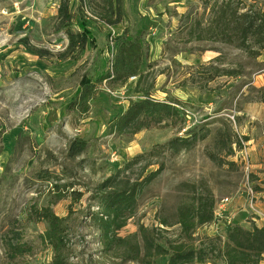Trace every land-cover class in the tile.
<instances>
[{
  "label": "rangeland",
  "instance_id": "rangeland-1",
  "mask_svg": "<svg viewBox=\"0 0 264 264\" xmlns=\"http://www.w3.org/2000/svg\"><path fill=\"white\" fill-rule=\"evenodd\" d=\"M102 2L82 1L90 42L76 58L60 60L57 54L65 50L67 39L55 28L58 0H0V264H53V250L42 239L46 223L33 220L32 206H51L65 219V264H138L123 245H104L93 218L99 210L96 187L133 156L189 130L205 137L188 150L158 158L164 168L140 193L117 235H135L132 240L141 244L136 234L142 226L166 248L179 243L183 236L177 210L198 196L212 198L215 206L214 220L194 229L191 240L196 247L202 243L208 250L215 245L206 238H216L213 243L226 238L235 223L234 207L248 222L255 216L244 210L249 200L245 183L253 189L261 185L264 169H245L249 158L245 161L234 152L229 156L228 147L230 140L248 137L242 129L250 127L249 112L264 118V104L253 91L264 86V49L252 36L245 48L239 47L240 38L216 19L228 3L229 13L235 8L238 13L259 11L264 20V0H124L126 17L110 27L100 18ZM78 5V0H70L72 12ZM125 29L142 40L146 56L141 78L128 79L122 87L102 84L86 116L68 113L66 106L81 80H95L107 71L110 36ZM23 38L53 55L39 58ZM255 51L258 54L252 55ZM221 69L239 75H223ZM145 90L154 98L181 102L191 117L182 126L162 124L128 136L111 134L108 122ZM74 138L85 139L87 148L68 157ZM142 166L127 174L136 178ZM158 166H149L144 176ZM56 181L76 191L79 199L67 193L51 204L61 192L54 188ZM255 200L264 204V198ZM213 256L203 264H223ZM166 259L156 260L162 264Z\"/></svg>",
  "mask_w": 264,
  "mask_h": 264
},
{
  "label": "trees",
  "instance_id": "trees-1",
  "mask_svg": "<svg viewBox=\"0 0 264 264\" xmlns=\"http://www.w3.org/2000/svg\"><path fill=\"white\" fill-rule=\"evenodd\" d=\"M82 1L78 0L79 5L76 12H72L70 0H58L55 28L63 32L67 39L65 50L57 54L60 60L76 58L75 56L86 50L90 42L84 25L86 12ZM228 7V3L224 7H220L216 22L235 32V36L241 40L239 47L245 48L246 41L252 36L259 49H264V20L259 18L260 12L249 10L238 13V9L235 8L229 13ZM99 12L100 18L106 26H116L126 17L124 0H103ZM112 40L115 44V51L111 69L107 68V71L95 80L86 77L81 80L78 91L66 106L68 113L73 112L81 117L86 116L90 110L91 102L102 88L103 83L109 87H122L132 76L141 78L146 56L142 40L137 36L129 35L128 29H125L119 36H113ZM22 41L39 58L53 55L46 49L35 47L26 38H23ZM258 52L255 51L251 54L257 55ZM220 72L229 76L239 75L233 69H221ZM253 91L258 95L257 101L264 104V86L253 87ZM176 103L181 104L175 99L154 98L148 90L142 91L139 100L134 101L124 111L113 116L108 122L107 129L111 134L128 136L136 134L144 128L149 129L162 124L182 126L185 119L182 112L175 107ZM204 137L205 134L197 136V133L189 130L185 135H176L172 139L158 143L144 153L133 156L121 168H117L114 175L96 187L94 197L99 210L93 214V218L106 248H112V245H123L122 247L128 251L129 258L138 264H159L156 259L162 258V256H167V261L162 264H203L210 259V255L214 254L213 258L222 259L223 264H264V225L262 227L253 225V230L246 232L239 224L234 223L228 228L224 240L218 238L217 243H213L216 238H206L215 245L214 247L207 250L202 243H199L197 247L193 245L191 236L194 229L214 220L215 200L206 196H198L195 203L190 206H182L177 210L176 223L179 224L183 240L176 244L170 243L168 248L153 239L150 232L142 226L138 228L136 234L140 237L141 244L132 240L135 235H131L130 238H121L117 235V231L126 225L135 209L140 193L159 176L164 168V163L158 162V158L166 153L174 155L182 150H188L197 143V140ZM242 139L234 141L229 139V156L233 152L235 154L242 150L244 147L242 141H247V137ZM233 142L237 144V147L232 148ZM68 145V157H76L85 152L87 141L74 138L69 141ZM138 164L143 165L140 174L132 179L127 172ZM152 164L159 166L144 176L145 170ZM46 177L51 178V176ZM260 184L254 187L259 193L264 191V178ZM54 188L61 192L56 194L51 204L57 203L58 200L67 196V193L72 195L75 200L79 199V196H76V191L71 190L70 192L65 183L58 184L56 181ZM30 215L33 220L46 223L42 239L53 250V264H65L68 250L66 248L68 234H66L65 219L56 215L51 206H42L41 208L32 206ZM164 224L168 225L165 221Z\"/></svg>",
  "mask_w": 264,
  "mask_h": 264
},
{
  "label": "crops",
  "instance_id": "crops-1",
  "mask_svg": "<svg viewBox=\"0 0 264 264\" xmlns=\"http://www.w3.org/2000/svg\"><path fill=\"white\" fill-rule=\"evenodd\" d=\"M250 115V127L246 128L245 130L242 129L244 132V135H247V141L245 142V151L244 154L247 155L250 161L249 167H257L259 169H264V125H259L263 122L264 124V118L260 119L257 115H254L253 113L249 112ZM261 121V123H259ZM252 161H254V165H251ZM256 198H264V191L256 194ZM264 204H262L260 201L256 200L255 204V210L252 211L250 208L245 207V211H250L251 213L255 214L254 217H251V221H247L246 218L240 216V214L237 213L235 207L231 210L232 218L235 221V223L239 224L241 227L247 229V230H253V225L256 227H262L264 225V222L261 217V211L263 209ZM233 208V207H232Z\"/></svg>",
  "mask_w": 264,
  "mask_h": 264
},
{
  "label": "built area",
  "instance_id": "built-area-1",
  "mask_svg": "<svg viewBox=\"0 0 264 264\" xmlns=\"http://www.w3.org/2000/svg\"><path fill=\"white\" fill-rule=\"evenodd\" d=\"M112 36H110V48L111 49H110V53H109V56H110L109 69H111L112 60L114 58V55L113 54H114V51H115V44H114V41L112 40ZM135 78H136V76H132L129 79H135ZM103 85H104V83H103ZM106 90L108 92H110L109 88H106ZM174 105H175V107H177L179 109L180 112H182L185 121L191 117L192 112H190L182 104L176 103ZM242 144H243L244 147L242 148V150L237 151L236 153H238L240 155H243V160L246 161L247 155L244 154V151H245V142L242 141ZM248 167L249 166H248L247 162H245V169H247ZM245 193H246V195L248 196V199H249L248 200V208H250L252 211H254L255 210V204H256V200H255V198H256V192L254 191L253 186L249 182H246L245 183ZM260 213H261L262 220L264 222V206H263V209H262V211Z\"/></svg>",
  "mask_w": 264,
  "mask_h": 264
}]
</instances>
